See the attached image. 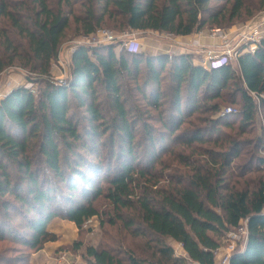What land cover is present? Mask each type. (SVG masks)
<instances>
[{
  "label": "trees",
  "instance_id": "16d2710c",
  "mask_svg": "<svg viewBox=\"0 0 264 264\" xmlns=\"http://www.w3.org/2000/svg\"><path fill=\"white\" fill-rule=\"evenodd\" d=\"M244 8V0H0V71L17 63L44 83L37 94L17 86L0 98V239L9 237L27 249L18 260L29 264L31 253L56 239L46 229L54 217L72 221L78 231L92 217L101 226L94 202L102 196L114 213L110 224L119 220L125 229L135 225L133 234L159 237L157 258L147 262L122 246L88 245L87 264H188L162 237L181 243L189 259L214 264L216 236L241 220L247 235L228 264H264V180L260 176L257 186L241 189L226 182L232 173L245 177V168L264 175V158L256 152L238 170L229 169L234 158L243 161L240 145L251 142L236 136L250 133L257 110L264 111V42L238 56L237 66L210 68L185 52L129 51L120 41L79 45L68 78L61 83L50 78L69 16L84 35L111 22L188 35L206 23L220 26ZM127 80H140L134 90L148 105L168 101L166 116H158L162 135L145 130L147 143L135 138L137 121L149 124L134 111ZM224 100L238 105L236 111L213 116ZM195 110L201 124L181 128ZM166 139L191 150L175 156L191 165L187 178L156 169ZM263 141L254 136L253 148ZM209 142L217 148L204 149V161L191 158L193 143ZM9 209L22 221L10 222Z\"/></svg>",
  "mask_w": 264,
  "mask_h": 264
},
{
  "label": "rangeland",
  "instance_id": "374dc122",
  "mask_svg": "<svg viewBox=\"0 0 264 264\" xmlns=\"http://www.w3.org/2000/svg\"><path fill=\"white\" fill-rule=\"evenodd\" d=\"M244 3L245 8L238 16L232 19H228L220 26L210 25L206 23L200 30L189 34V38L184 39H180V35H176L166 31H158L154 29H131L126 26H123L122 24H119L118 22H111L112 24H103L95 32L88 35H84L79 29V24L73 22L71 20V16H69V24L65 28L64 33L62 35L57 58L52 61L50 66V78L60 83L61 81L63 82L64 80H66L68 78L69 66L71 64V54L73 50L79 45L90 46L101 43L105 44L106 42L104 41L103 37V33L105 31L112 32L115 35V42L120 41V43H122L123 41L130 38L135 39L138 47H140V50L163 47L169 48V45L172 47L181 46L188 49H192V46L196 45L198 40H200L201 44H203L202 40L208 37L217 39L218 43L214 44L217 46L221 43V38L212 36V29L221 28L228 36H232L235 34V32H237V30L240 29L243 23L250 20H258L264 16V10H262L264 8V0H244ZM119 48V44L115 45L114 47L116 52L119 51ZM208 49L215 48L211 47ZM230 63L233 66H237V60H233ZM140 75L141 73L139 74V76ZM33 78L34 73L30 72L27 68L18 65L17 63L6 66L2 71H0V98L6 95L12 88L17 86H24L26 88L31 89L34 94H37L39 90L44 86V83L42 81H36ZM139 82L140 80H137L136 82H134L133 80H127L126 83H128V88H126V90L132 96L131 104L135 105L134 111H137L136 113L141 112V114H139L138 116H141L145 120V122L149 124L147 128L144 125L145 123L141 122L140 120L136 123L137 127L135 129V138L138 144H143L147 143V138L144 133L145 130H147V132L153 131L152 133L155 135H162L161 132L163 127L160 121L158 120V116H166L168 111V101H166V97H164L161 99L162 103L157 108L148 105L140 97L141 95L139 94V92H135L134 90V84H138ZM162 84H164V81H162ZM163 87L165 88V86ZM236 97L238 98L239 95H236ZM226 107L235 108L238 107V105L232 104L227 100L219 101V110L214 113L213 116L229 114L230 112H222L221 114V110ZM198 116L199 112L198 110H195L191 115L186 117L185 121L181 124V128L190 127L193 124H201L197 120V118H199ZM254 120L255 121L253 123V126L251 127L250 133H242L241 135L236 136L237 138L241 139L249 138V141H251L249 144L247 143L240 145L245 148H241L239 152V155H242L241 157L243 158V161L239 158H234L229 165V169L238 170L240 168L239 166L241 165V163L243 164L244 160L249 156V152H256V154L264 158V141L263 144L258 147L253 148L252 144V139L257 134L261 135L262 139L264 140V111L262 109L257 110ZM221 128L227 133L229 132L231 134H234L233 130H230L226 127ZM169 142L170 141L166 139L161 145V151L163 152L160 155L161 164H156V169L163 170V174L165 176H177L179 174L185 179L188 175L192 173V171L190 170L191 165L179 162L175 159V156L179 153L187 155L191 150L188 148H184L181 144H171ZM192 146L194 153L191 155V158H197V160L200 159L202 161L205 160L202 155V151L204 149L210 147L213 149L217 148L216 145L214 146V144L210 142L193 143ZM140 152L141 150H137L138 156H141ZM198 164H200V161ZM256 164L257 161L254 160L252 165ZM138 166L142 167L143 164L139 162ZM249 170V168H245V171L247 173L245 174V177L242 178L235 177L234 175H232V173L230 175V178L226 180V182L229 181V185H233L235 188L241 189L243 188V186L248 188H253L257 186L259 180L258 177L260 176L261 180H264V175L262 173H255ZM160 184H164V181L161 180ZM94 203L98 205L97 207L101 212V218L103 219V223L101 224V226L99 225V217H92L89 221H86L84 223V229L80 231H78L77 229V235L75 239L72 240L70 243L68 242L58 247L59 250L69 251V253L73 255L80 254L81 257L85 259L84 254L86 246L92 245L100 247V244H103L113 247V249H118L120 248V246H122L123 250L124 248L127 250L129 249L135 255L142 257L147 262H154L156 260L157 255L154 253L156 249L155 244L158 242L159 237H157L156 235H148V233L146 232L145 234H133L132 231L135 228V225L133 227L125 229L122 226V222L119 220L114 219V224H110L109 218L114 217V213L112 207L109 205L108 200L104 199L102 196H99L97 197ZM0 211L2 212L1 205ZM122 212L125 215L134 214L133 211L130 209H123ZM7 217L9 218L10 222L22 221L21 217L18 216L13 211V209H9V211L7 212ZM56 218L67 221L65 218H62L60 216H57ZM136 225L141 226V228L143 227L140 223H137ZM239 225L243 226L244 220H241ZM238 226L235 228H231L230 230L220 234L219 236H216L220 245L214 251L215 264H221L222 257L227 252H231L235 248L243 245L245 236L244 234L238 231ZM160 239L164 244H167L173 248L175 255L182 256L183 254H185L182 245L179 242L172 240L169 237H162ZM74 242H78L79 246L74 245ZM26 252L27 249L24 246L14 240H10L9 237H4L3 239H0V264H24L23 262L18 260L17 257L19 255L25 254ZM60 254L61 253L59 252L58 257L62 255L63 258V254ZM63 259L61 260V263H63Z\"/></svg>",
  "mask_w": 264,
  "mask_h": 264
},
{
  "label": "built area",
  "instance_id": "2783aa9c",
  "mask_svg": "<svg viewBox=\"0 0 264 264\" xmlns=\"http://www.w3.org/2000/svg\"><path fill=\"white\" fill-rule=\"evenodd\" d=\"M211 35L220 37L221 43L217 45L215 49H206L205 51H203L200 61L202 65L208 68L220 65L222 63H230L233 60H237L238 56L244 53H254L258 46L264 42V16L258 20H250L243 23L240 29L237 30V32H235V34L232 36H228L221 28L212 29ZM103 37L106 43L113 42L116 38L115 35L109 31H105L103 33ZM121 44L129 51L140 50V47H138L136 40L133 38L127 39ZM196 45H199L198 42ZM262 97L264 98V95H262ZM234 111H236L235 108L226 107L221 110V114L222 112ZM238 228V231L244 234L246 238V220H244V225H239ZM231 252H227L222 257L221 264L229 263ZM182 256L186 257L188 264H200L197 261L189 259L186 254H183Z\"/></svg>",
  "mask_w": 264,
  "mask_h": 264
},
{
  "label": "crops",
  "instance_id": "0c3cea01",
  "mask_svg": "<svg viewBox=\"0 0 264 264\" xmlns=\"http://www.w3.org/2000/svg\"><path fill=\"white\" fill-rule=\"evenodd\" d=\"M180 39L189 38L190 35H180ZM205 39V40H204ZM202 40L201 44L200 40H198V45H193L192 49H188L181 46L172 47L169 45V48H154V49H147L142 51L148 52V53H160V52H172V53H190L193 55V62L194 63H201V56L203 54V51H205L208 48L216 47V43H218V40L215 38H204ZM213 44V45H211ZM201 52V53H200ZM202 64V63H201ZM46 229L56 235L55 240H49L46 241L42 248L39 250L31 253L29 256V264H87L85 259L81 257L80 254L73 255L69 253V251L66 250H59L58 247L64 245L65 243H70L72 240L75 239L77 235V227L72 221H64L59 218H52L46 226ZM62 251V252H61ZM59 252L63 254L60 257H58ZM63 259V263H61V260ZM57 262V263H56ZM215 264V261H214Z\"/></svg>",
  "mask_w": 264,
  "mask_h": 264
}]
</instances>
